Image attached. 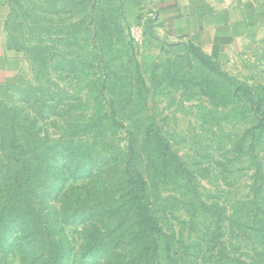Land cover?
I'll return each instance as SVG.
<instances>
[{
	"label": "rangeland",
	"instance_id": "1",
	"mask_svg": "<svg viewBox=\"0 0 264 264\" xmlns=\"http://www.w3.org/2000/svg\"><path fill=\"white\" fill-rule=\"evenodd\" d=\"M4 8L17 63L0 84V165L18 152L36 183L33 218L0 182V261L264 264V31L214 62L171 38L149 0ZM131 169L154 256L125 203Z\"/></svg>",
	"mask_w": 264,
	"mask_h": 264
},
{
	"label": "crops",
	"instance_id": "2",
	"mask_svg": "<svg viewBox=\"0 0 264 264\" xmlns=\"http://www.w3.org/2000/svg\"><path fill=\"white\" fill-rule=\"evenodd\" d=\"M175 40L214 62L264 31V0H149ZM5 0H0V84L15 74L16 56L6 38Z\"/></svg>",
	"mask_w": 264,
	"mask_h": 264
},
{
	"label": "trees",
	"instance_id": "3",
	"mask_svg": "<svg viewBox=\"0 0 264 264\" xmlns=\"http://www.w3.org/2000/svg\"><path fill=\"white\" fill-rule=\"evenodd\" d=\"M214 68V67H213ZM215 69V68H214ZM4 156L10 160L5 165H0V182L3 183L2 190L9 197L13 205V210L16 213H23L27 211L28 215H32L34 218V192H35V172L33 167L16 163L14 157H18V152L10 150H3ZM124 197L125 203L130 211H133L137 219L139 220V241L142 245H145L147 250L151 251L153 256L157 252L156 233L158 226L153 220L150 210L148 199L145 194V182L141 173L136 170H128L124 172ZM26 228L22 234L32 239L36 238L34 230L38 227L36 222L32 221L24 224ZM14 232L12 235H15ZM35 243V242H34ZM7 245L6 237L0 235V248ZM0 264H6L0 261ZM50 264H55L50 259Z\"/></svg>",
	"mask_w": 264,
	"mask_h": 264
}]
</instances>
